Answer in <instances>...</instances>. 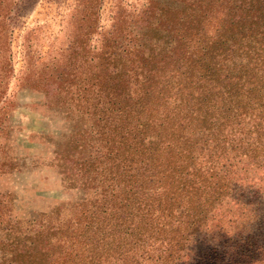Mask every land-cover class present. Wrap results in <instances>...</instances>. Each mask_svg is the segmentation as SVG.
Here are the masks:
<instances>
[{
    "label": "trees",
    "instance_id": "obj_1",
    "mask_svg": "<svg viewBox=\"0 0 264 264\" xmlns=\"http://www.w3.org/2000/svg\"><path fill=\"white\" fill-rule=\"evenodd\" d=\"M102 40L91 108L52 158L68 187L96 195L68 202L67 214L54 206L46 224L14 217L0 264H135L125 244L148 254L174 217L190 218L178 222L185 233L205 226L208 204L242 180L221 157L264 151V0H144L133 27L113 26ZM63 82L43 83L48 106L60 103L50 98ZM198 189L200 210L190 206ZM218 247L199 260H216ZM249 252L245 245L221 264H245L237 257Z\"/></svg>",
    "mask_w": 264,
    "mask_h": 264
},
{
    "label": "rangeland",
    "instance_id": "obj_2",
    "mask_svg": "<svg viewBox=\"0 0 264 264\" xmlns=\"http://www.w3.org/2000/svg\"><path fill=\"white\" fill-rule=\"evenodd\" d=\"M143 1L97 0L89 5L86 0H0V260L9 253L14 217L29 214L46 224L54 206L61 205V214H67L68 202L91 201L96 195L77 185L68 187L53 151L76 129L78 113L91 108L93 54L101 51L103 36L113 26L133 27ZM55 75H62L64 82L62 89L53 88L60 94L50 99L60 103L48 106L43 83ZM257 140L264 148V137ZM237 153L233 151L231 158L225 154L219 163L222 169L233 163L237 173L230 176L239 174L242 180L208 204L212 210L206 220L201 218L205 226L199 223L185 233V223L178 222L188 223L190 218L174 217L166 232H158L148 254L125 244L135 264H221L245 245L252 251L250 259L238 260L264 264V249L259 247L264 244V151L258 148L252 159ZM199 192L206 198L198 189L190 203L196 210L206 202ZM176 205L185 209L187 197ZM211 244L219 246L216 260L203 263L199 255Z\"/></svg>",
    "mask_w": 264,
    "mask_h": 264
}]
</instances>
